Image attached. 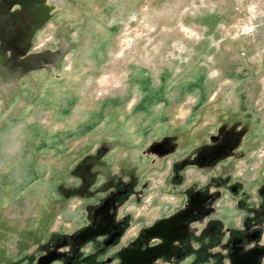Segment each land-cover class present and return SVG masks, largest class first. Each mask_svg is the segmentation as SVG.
Segmentation results:
<instances>
[{
    "label": "rangeland",
    "instance_id": "obj_1",
    "mask_svg": "<svg viewBox=\"0 0 264 264\" xmlns=\"http://www.w3.org/2000/svg\"><path fill=\"white\" fill-rule=\"evenodd\" d=\"M0 114V264L122 191V243L198 196L264 241V0H0Z\"/></svg>",
    "mask_w": 264,
    "mask_h": 264
},
{
    "label": "flooded vegetation",
    "instance_id": "obj_2",
    "mask_svg": "<svg viewBox=\"0 0 264 264\" xmlns=\"http://www.w3.org/2000/svg\"><path fill=\"white\" fill-rule=\"evenodd\" d=\"M123 193V191L117 192L108 202L99 205L95 210L92 223L94 229H98L103 238L90 242L89 246L93 252L83 260L84 253L78 252L73 256L71 251L70 256L72 255V257L67 256L65 264H234L236 258L255 249H260L263 252V257L257 258L256 264H260L264 258V243L262 244L260 241L261 227H257L243 236L234 235L228 243L223 244L219 231L211 230L204 232L200 237L194 236L195 223L190 222L191 224L181 240L173 242L166 254L155 259L152 251L164 243L162 240L159 241L158 237L148 235L150 228L142 232L139 238L122 243L129 227V220L124 217L116 218L115 212L120 210L124 202L121 197ZM191 205L200 210L204 207L202 201L197 199H194L189 207ZM196 216L197 213L194 212V215L190 216V221L199 218ZM147 243L149 246L145 247L144 244ZM118 247H120L118 252H111ZM73 248L78 249L74 243Z\"/></svg>",
    "mask_w": 264,
    "mask_h": 264
},
{
    "label": "water",
    "instance_id": "obj_3",
    "mask_svg": "<svg viewBox=\"0 0 264 264\" xmlns=\"http://www.w3.org/2000/svg\"><path fill=\"white\" fill-rule=\"evenodd\" d=\"M201 200L202 205L204 207L200 209H196L195 206H190L187 210L180 212L179 214L173 216L170 219L160 221L156 223L154 226L150 228L148 231V235L151 237H158L163 241L161 247H158L152 251L153 256L156 258L161 257L166 254L167 250H169L173 242L180 241L182 236H184L187 232L191 223L202 222L206 217L212 214L211 210H208L209 199L202 197H194L190 201V203L194 200ZM194 212L197 213L196 217L192 221H190V216L194 215ZM203 213V214H202ZM191 222V223H190ZM99 230L94 228H88L82 231L79 235L74 238V243L78 246L81 244H85L89 240H93L96 237H99ZM65 254L58 253L57 251L50 252L46 255L41 256L38 259L37 264H53L55 261L62 259ZM263 257V252L260 249H255L250 251L247 254L242 255L239 258L234 260V264H256V259H261ZM262 264V262H260Z\"/></svg>",
    "mask_w": 264,
    "mask_h": 264
},
{
    "label": "crops",
    "instance_id": "obj_4",
    "mask_svg": "<svg viewBox=\"0 0 264 264\" xmlns=\"http://www.w3.org/2000/svg\"><path fill=\"white\" fill-rule=\"evenodd\" d=\"M1 115V114H0ZM13 138V137H12ZM215 217H214V215H209L208 217H206L201 223L200 222H198V223H195V226H194V229H193V233H194V236H196V237H200L204 232H206V231H214V232H216V231H219V232H221L220 230H222V228H224L223 226H221L220 225V220H216V219H214ZM212 219H214L213 221H217V223L215 224V226H214V228H208L207 227V224L208 223H210V222H212ZM259 227V226H258ZM260 228V227H259ZM224 229H227L228 230V232H226V234H229V236H222V238H221V241L223 242V244H225V243H228L229 242V240L232 238V237H234V235L235 236H243V235H245V234H242V235H237L236 233H235V230L236 229H233V227L231 228V229H228V227H226V228H224ZM256 228H254V229H251V230H249L248 232H251V231H253V230H255ZM213 232V233H214ZM247 232V233H248ZM260 241H261V243L263 244L264 243V241H263V238H262V236H261V239H260ZM221 249H222V247H221ZM263 260H264V258H263Z\"/></svg>",
    "mask_w": 264,
    "mask_h": 264
},
{
    "label": "built area",
    "instance_id": "obj_5",
    "mask_svg": "<svg viewBox=\"0 0 264 264\" xmlns=\"http://www.w3.org/2000/svg\"><path fill=\"white\" fill-rule=\"evenodd\" d=\"M262 264H264V263H262Z\"/></svg>",
    "mask_w": 264,
    "mask_h": 264
}]
</instances>
